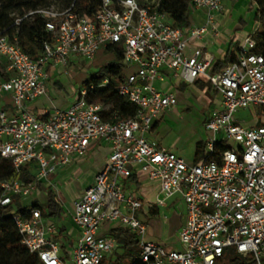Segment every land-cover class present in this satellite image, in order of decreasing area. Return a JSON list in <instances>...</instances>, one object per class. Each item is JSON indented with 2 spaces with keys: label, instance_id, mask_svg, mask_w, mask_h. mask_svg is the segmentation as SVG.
I'll list each match as a JSON object with an SVG mask.
<instances>
[{
  "label": "built area",
  "instance_id": "built-area-1",
  "mask_svg": "<svg viewBox=\"0 0 264 264\" xmlns=\"http://www.w3.org/2000/svg\"><path fill=\"white\" fill-rule=\"evenodd\" d=\"M161 1L100 0L95 11L82 14L73 10L74 1L62 10H31L27 15H40L52 35L35 58L15 36L0 32V55L9 74L0 83V156L10 159L16 171L30 165L34 174L29 182L0 178V205L11 204L13 196L28 197L40 186L57 188L47 177L75 156L86 155L92 142L104 140L110 147L92 184L72 202L70 218L79 233L68 260L60 255L55 222L36 207L12 212L20 243L41 264H101L117 245L115 238L99 234L103 224L112 222L135 233L143 264H232L235 257L241 264H264V53L254 51L258 27L244 37L235 59L211 74L213 56L189 45L207 33L219 36L215 15L222 0H188L189 7L204 11V23L189 26L173 25ZM101 45L119 48L121 64L136 66L117 85L119 94L136 106L133 117L105 119L108 105L88 102L86 88L68 107L52 108L46 118L28 108L48 92V67L61 66L68 73L72 61L81 68ZM163 70L184 83L202 77L215 92L199 161L187 162L146 136L158 116L177 104L173 91L156 85L164 81ZM108 81L103 78L101 85ZM7 93L12 112L2 109ZM252 108L257 110L252 123L236 116ZM227 140L234 144L226 145ZM134 171L158 183L157 206L180 195L185 208L180 249L146 239L145 223L137 215L144 203L126 192L122 182ZM230 248L233 253L227 255Z\"/></svg>",
  "mask_w": 264,
  "mask_h": 264
},
{
  "label": "trees",
  "instance_id": "trees-1",
  "mask_svg": "<svg viewBox=\"0 0 264 264\" xmlns=\"http://www.w3.org/2000/svg\"><path fill=\"white\" fill-rule=\"evenodd\" d=\"M61 1L64 2L65 7L74 1L73 10L80 14L95 11L100 2V0ZM44 2L46 0H2V6L0 7V32L7 34L10 38L15 36L20 48L33 58L41 53L45 43L52 41L51 33L44 29V19L38 14L27 15L29 11L35 10ZM161 9L167 12L173 25H190L188 0H162ZM247 10L253 13V19L258 22V28L255 31L257 46L254 51L264 53V0H254V4H248ZM17 19L19 21L15 23ZM239 20L244 23L243 19ZM240 28L243 29L244 25L242 24ZM243 40L244 38L241 41L231 40L224 57L213 61L209 72L211 74L219 72L233 61L236 57L235 51L239 50ZM106 49H114L118 61L109 63L105 67L106 73L97 72L84 80L83 88L87 89L86 100L108 105V109L103 112L105 119L131 118L136 113V106L120 95L117 89L118 83L124 78L121 66V51L119 48L111 46L106 47ZM6 66V59L0 55V83L9 76ZM105 77H108L109 81L107 84L101 85V81ZM193 83L205 92L211 91L209 82L202 77L196 78ZM211 106L213 107V102H211ZM204 150L205 143L198 141L195 144L194 162L199 161L204 156ZM33 177V169L30 165H24L19 171H16L10 159L0 156L1 179L29 182L32 181ZM129 178L135 179L133 174ZM31 207L38 208L42 216L48 221L54 222L61 219L62 208L52 189L47 190L45 205L32 201L30 205H24L16 210H13L12 203L0 205V264H41L36 255L30 253L20 243L12 221L13 211L22 213ZM111 232L120 245L130 250L128 254L124 252L125 254L123 253L113 263L143 264L138 260V254L134 252L135 248H138V239L135 233L127 228L124 229L122 226L113 228ZM248 258L246 257V259ZM231 262L232 264H241V259L235 257ZM101 264H104V260Z\"/></svg>",
  "mask_w": 264,
  "mask_h": 264
},
{
  "label": "crops",
  "instance_id": "crops-1",
  "mask_svg": "<svg viewBox=\"0 0 264 264\" xmlns=\"http://www.w3.org/2000/svg\"><path fill=\"white\" fill-rule=\"evenodd\" d=\"M250 3L254 4V0H231L229 14H233V12L235 11L239 12L238 13L239 19L244 20V18L247 16V13H249L247 10V6ZM215 17L219 29V36L214 37L212 34L207 33L204 37L200 39L191 40L189 45L190 48L198 46L203 51L211 54L213 56V61H215L216 59H222L224 57L225 53L229 48V43L231 40L241 41L249 33V31H245V29H242L240 27L238 28L235 27L234 31L228 29L227 27H224L225 23L229 19L225 18L223 10L217 12ZM191 19H190L191 22L190 25L203 24L204 11L196 10V15L194 16V18ZM211 50H216L219 53H222V51H224L223 56L222 57L216 56L213 52H211ZM237 51L238 50L235 51V55ZM71 67L72 68L76 67L78 69L77 65L72 61L69 62L68 68L72 69ZM47 71L49 73V79L47 81V87H48L47 94L40 96L27 104L28 108L31 111H33L35 114H37L40 118H46L48 116V112H50L52 108H66L75 100V97L73 99L72 98L68 99L63 95H58L61 94L62 92L61 90L65 88L64 82L66 80L64 79L63 82L59 78L61 76H62L61 78L64 77L62 75L63 74L62 72H64V68L61 66L48 67ZM162 72L164 75V81L162 82L157 81L156 85L160 86L164 90L173 91L177 100V104L174 107L167 108L166 110L175 108L179 104L182 103L185 104L189 102L191 100L190 91L197 92L198 95L200 96V99L204 103V108L207 109V114L202 121L204 127L205 119L209 116L210 112L215 107L216 97L214 90L211 88V91L205 92L204 90L194 85L193 82L192 83L180 82L176 80L169 71L163 70ZM68 76H70V73L68 74ZM70 92L72 96H75V92H76L75 86L73 85L71 86ZM211 102H213V107L211 106ZM166 110L163 111L158 116V118L152 123L150 131L146 134L147 138L149 140H155L160 146L175 152L177 155L183 157L187 162H193L195 144L198 141H203L204 143H206L209 137V133L205 130L207 134L206 139L204 140V138H200L196 142H194V150L191 157L185 156L183 152L176 147V145L174 146L167 141H162V138L158 137L159 130L165 127L168 124V122L171 123L174 121L173 119L165 118L164 114ZM109 152H110V147L107 141L104 140L94 141L90 144L87 153L85 155V158H79L75 156L73 158V161L69 165L65 166L68 168L69 171L71 172L73 171L74 173H76L77 176H79L80 174L82 175V173L84 172L82 170L81 161H86L87 165L89 166V169L85 170L87 175L82 185L83 189L74 197L72 202L88 186L92 184L95 174L99 172L105 165ZM62 168H59V170ZM133 175L135 179L127 178L122 181L123 187L126 192L134 194L136 197L140 198L144 203L141 209L144 210V213L146 215V220L144 221V218L141 217L139 218L143 220L145 223L146 239L163 244L167 249H180L181 245L178 241V231L185 221V208L180 195L174 194V195H178V198L175 199V201H173L171 205L165 204L167 210L164 213L163 211H161L162 215H160V210H159L160 206H157L155 203L156 197L159 194L158 183L156 181L148 180L144 174L138 171H134ZM49 188H52V186H50ZM44 191H45L44 193L47 196V190ZM55 195L62 208L61 219L59 221H54L59 227V232L55 235V240L59 243L61 250H64L65 253L68 254L70 253V251L72 250L75 244L79 230L73 225L71 221L70 211L65 213L64 207L60 201V191L55 193ZM179 202H182L181 207H178ZM118 226L119 225L114 222L105 223L101 226L99 230V234L104 236H111L114 238L111 230ZM117 243L119 244V242L116 241V244Z\"/></svg>",
  "mask_w": 264,
  "mask_h": 264
},
{
  "label": "rangeland",
  "instance_id": "rangeland-1",
  "mask_svg": "<svg viewBox=\"0 0 264 264\" xmlns=\"http://www.w3.org/2000/svg\"><path fill=\"white\" fill-rule=\"evenodd\" d=\"M230 3L231 0H223L222 9L225 18H228L227 22L225 23L224 27L234 31L235 27H240L242 24L244 25L245 31L252 32L258 27V22L253 19V13H247V16L244 18V23L239 20L238 13L233 12L230 13ZM2 6V0H0V7ZM37 8H51L53 10H62L65 8L64 2L61 0H46V2L42 3V5L38 6ZM36 8V9H37ZM220 10V11H221ZM196 15V10L192 7H189V18H194ZM192 20V19H191ZM229 21V22H228ZM236 28V29H237ZM236 31V30H235ZM240 31V30H238ZM198 47V46H197ZM216 56L222 57L224 51L222 53L217 52L216 50H211ZM118 61L117 54L114 49L108 50L105 48L104 45H101L98 50L96 51L94 58L91 61H88L81 66V68H72L69 69L67 67V71L70 73L62 72L63 78L59 77L60 80L64 82L65 88L62 89L61 94L68 99H73L79 93V91L84 87V80L88 79L92 74L97 72L106 73V66L109 63H116ZM122 66V74L128 76L129 74L135 73L136 66H127L121 64ZM73 71V73H72ZM72 76V77H71ZM108 76V75H107ZM54 79V78H53ZM75 86L76 92L75 96L71 95L70 88L71 86ZM57 93V92H56ZM190 98L191 100L187 103L179 104L177 107L166 110L164 116L167 119H173L174 121L169 123L163 127L158 132V137L162 138V141H167L172 145H176L183 154L187 157H191L193 150H194V142H196L200 138L206 139V132L203 127L202 121L203 118L207 114V109L204 108V103L200 99V96L197 92L190 91ZM2 109L6 112L13 111V102L11 99V95L9 93L5 94L2 97ZM257 110L255 108L240 110L236 113V116L246 118L244 121L246 123H252L254 121V116H256ZM217 139L221 138V132L216 134ZM234 143L227 140L226 145H233ZM175 147V148H176ZM175 150V149H174ZM79 158H85L81 156ZM82 162V170L84 171L82 175L80 174L77 176L76 173L73 171H69L67 167H63L62 169H58L56 172L51 173L47 179L52 184L57 186V189L52 186V188H44L43 186L40 187L35 193L29 195L28 197H24L20 199L19 196H13L12 205L13 210H16L24 205H30L32 201L38 202L40 205H45L47 201V196L44 193V190H53V192L57 193L60 191V201L64 207L65 213L72 210V200L74 197L83 189V183L85 181V177L87 175L86 169H89L86 161ZM57 191V192H56ZM178 198V195H174L173 197L167 198L165 200L166 205H171L175 199ZM182 206V202H179V206ZM160 215L161 211L163 213L167 210L166 207H159ZM137 215L141 218L146 220V215L143 209L137 211ZM166 215V214H165ZM126 229V227H123ZM116 246L111 253L104 257V264H112L116 258H120L122 253L128 254L130 252L129 249H125L122 245ZM135 253L138 254L139 247L135 248ZM124 253V254H125ZM233 250L230 248L227 251V255L232 254ZM60 255L65 257L68 260V254L65 253L64 250L60 251ZM123 263V262H122Z\"/></svg>",
  "mask_w": 264,
  "mask_h": 264
}]
</instances>
